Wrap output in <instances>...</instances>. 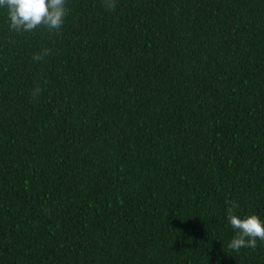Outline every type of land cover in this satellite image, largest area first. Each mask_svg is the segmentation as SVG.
<instances>
[{
  "label": "trees",
  "instance_id": "16d2710c",
  "mask_svg": "<svg viewBox=\"0 0 264 264\" xmlns=\"http://www.w3.org/2000/svg\"><path fill=\"white\" fill-rule=\"evenodd\" d=\"M113 3L0 10V264H264V0Z\"/></svg>",
  "mask_w": 264,
  "mask_h": 264
},
{
  "label": "clouds",
  "instance_id": "9594fccd",
  "mask_svg": "<svg viewBox=\"0 0 264 264\" xmlns=\"http://www.w3.org/2000/svg\"><path fill=\"white\" fill-rule=\"evenodd\" d=\"M106 6L114 8L113 0H106ZM0 10L7 13L9 28L17 33L32 32L41 26L59 29L68 13L66 0H0ZM43 54L47 55L48 50ZM33 59L39 61L42 56ZM236 207L230 203L226 209L227 223L234 232L227 246L236 252L241 248H256L257 241L264 242V219L256 214L237 215Z\"/></svg>",
  "mask_w": 264,
  "mask_h": 264
}]
</instances>
